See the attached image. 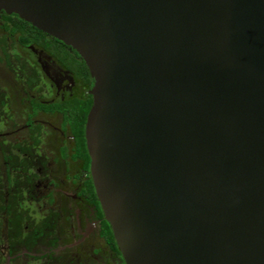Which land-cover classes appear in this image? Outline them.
<instances>
[{"label":"water","instance_id":"1","mask_svg":"<svg viewBox=\"0 0 264 264\" xmlns=\"http://www.w3.org/2000/svg\"><path fill=\"white\" fill-rule=\"evenodd\" d=\"M94 85L90 177L124 264H264V0H0Z\"/></svg>","mask_w":264,"mask_h":264},{"label":"trees","instance_id":"2","mask_svg":"<svg viewBox=\"0 0 264 264\" xmlns=\"http://www.w3.org/2000/svg\"><path fill=\"white\" fill-rule=\"evenodd\" d=\"M0 20L2 21L0 63L11 66L6 52L8 43L15 46L34 44L54 56L64 68L71 71L74 78L85 89L93 87L94 80L75 50L43 33L16 14L7 15L0 11ZM17 57L15 59H18L20 73L31 71L26 85L36 87V80L39 79L36 68L25 65ZM92 103L93 98L90 93L75 96L63 102L50 104L32 102L31 112L27 115L26 130L23 131L22 137L16 135V138L12 139H0V264H5L6 258L13 257L17 250L41 251L44 246L54 248L58 244L56 235L58 213L52 199L53 193L50 190L45 195H39L36 191V183L41 181V175L48 169L43 157L46 151L43 147L45 141L43 126L34 123L33 118L39 112L58 113L62 116V131H69L74 139L73 154L70 158L73 161H82V168L86 177L89 178L90 157L86 147L85 125ZM0 106H4V101L1 99ZM1 107L0 133L11 126L2 125L3 116H7L8 110ZM59 153L62 158H66L64 148H61ZM84 185L82 193L100 209L91 180L87 179ZM42 200L45 202L41 203ZM102 236L108 240L113 251L120 255L110 226L105 220Z\"/></svg>","mask_w":264,"mask_h":264},{"label":"flooded vegetation","instance_id":"3","mask_svg":"<svg viewBox=\"0 0 264 264\" xmlns=\"http://www.w3.org/2000/svg\"><path fill=\"white\" fill-rule=\"evenodd\" d=\"M3 13H5V12H3ZM7 15H11V14H7ZM1 25H2V21L0 20V26ZM6 52L9 56V61L11 63V66H7L5 63H0V66H2L1 68H3V70L6 71L7 76L9 75V77L11 78V83L10 84H4V83L0 82V99L2 101H4V106H2V107L0 106V107L8 110L7 116H3L4 122L2 123V125H6V127H7V125H11V126L9 128H6V130L1 131L0 139H3V138L12 139V138H16V135H19L20 137H22L23 131L26 130L27 115L31 112L30 106H31L32 102L50 104L52 102H63L67 99H70V98H66V99H62L61 101H59V100L54 98L55 97L53 95L54 94V92H53L54 91V89H53L54 84L51 80V76L42 67V64L33 58L36 54L38 56L41 55V56L47 58L56 67V70L58 72H61V73L65 74L66 76L70 77V79H72V83L74 84V86H79V87L85 88L84 86H82V84L79 81H77L74 78L71 71L64 68L54 58V56H52L47 51H45L44 49L40 48L37 45L29 44V45H25V46H21V45L15 46L14 44L8 43V46L6 48ZM15 57L19 58V60H21L22 63H24L25 65L32 66V67L36 68L37 74L39 77V79L36 80V83H37L36 87H30V86L28 87L26 85V81L28 80L27 77L31 75V71L27 70L25 73H20V70H19L20 66L18 65V59L16 60ZM68 83L70 84V81ZM16 87H18L22 93V96H23L22 101L26 102L28 104V109L21 113V120H19V121L16 118H14L15 114L13 113V111L15 110V108L13 106V100H12V95H11V92H12L11 90L13 88H16ZM91 89L86 88V90H87L86 93H90ZM73 97L74 96H72L71 98H73ZM51 98H52V101H48ZM46 115L61 117L59 123H57L58 126H57V129L55 132V138H58V140L61 141V143L58 147L57 154H56V152L50 150L49 146H48V143L51 142L49 137H50V135L52 136L53 132L51 130L50 131L48 130V128L45 126L44 120L41 119V117H40V116H46ZM33 122L41 124L43 126L44 138H45L43 147H45L44 150H46L44 152L43 157H44V160H46V162H47V169H48L46 173L41 175V177H42V179L40 177L41 181L39 180L36 183V191L39 193V195H45L50 190L53 193L52 199L54 200V205H56V210L58 213V217H57V225L58 226H57V231H56L58 244L54 248H51V246H44V247H42L41 251H37V250L35 251L33 248H32L33 250L31 252L28 251L27 249H22L21 251L17 250V252L14 254L13 257H11V258L7 257L6 258L7 260H6L5 264H15V263L17 264L18 260L20 258H22L23 264H43V263L44 264H52L53 261H51V260H53V259L55 261V264H57L56 261L60 260L62 258L61 256L64 255V254H62V251H63L62 249L64 248L65 245L62 242V238H61V235L59 233L60 232L59 228L61 227L62 222H64V220H66V219L68 220V217H70L69 214H70L71 209L69 207V209H66V211L64 212L62 207L58 205L59 202L58 203L56 202V197H57L56 190L58 187H60V183L53 178V173L55 172L54 170L57 166L59 159H62L64 161H68V158H70L71 155L73 154L74 139H73V136L70 134L69 131H67V132L62 131V129H61L62 116L58 113L48 114V113L39 112V114L33 118ZM19 127H22L23 131H19ZM9 134L12 135L11 138L8 137ZM67 140H69V142ZM61 148H64L66 150V155H67L66 158H62L60 156L59 150ZM69 149L72 150V152H71L72 154H70V155H68ZM55 158H57V160ZM77 161L81 162L82 174L81 175H74L71 179H73L72 182H74L76 185H79V190L76 192V194L74 196L76 198L73 197V194L67 195L69 197V201H70L69 203L70 204L68 203L66 205H68V206L72 205L71 203L73 202V200H74V203H78V202L82 201L83 203L87 204V206L91 210L89 213L91 214L93 219L90 217H89V219L92 221L94 220V222L98 226L97 231L95 230V235L97 236L99 241L104 243L105 248L107 250V253L109 252V254L110 253L112 254L111 256L109 255V257L106 256L107 259L105 261L104 260L101 261L100 264H109V262L113 261L114 257L120 262V264H124L122 257H121V254L119 255L115 251H113L108 240H106L102 236V228L104 226V220L105 219L103 217L98 199H97V202L99 204L100 209H98L96 203H94L91 199H88L87 197H85L84 194L82 193L84 188H85L84 182L87 179L91 180L90 168H89V178H88V177H86V173L84 172V170L82 168V161L76 160L73 162H77ZM75 176H78V177L75 179L74 178ZM95 195H96V193H95ZM78 199H79V201H77ZM44 202H45V200L44 201L42 200L41 203H44ZM100 213H101V216H100ZM87 230L90 233L93 231L92 228L87 229ZM70 245H72V246H70ZM66 246L70 247L69 249H73L74 243L66 244ZM102 259H103V257H102Z\"/></svg>","mask_w":264,"mask_h":264},{"label":"rangeland","instance_id":"4","mask_svg":"<svg viewBox=\"0 0 264 264\" xmlns=\"http://www.w3.org/2000/svg\"><path fill=\"white\" fill-rule=\"evenodd\" d=\"M33 58L36 61H39L42 64V67L51 76V80L54 84V91H52L54 92L53 95L55 96V99L61 101L62 99L71 98L72 96L75 97L86 94L87 90L85 88L74 86L72 79L63 73L58 72L56 67L47 58L41 55L38 56L37 54ZM1 67L2 66H0V82L10 84L11 78L9 75L7 76L6 71ZM69 81L70 84L68 83ZM11 91L13 106L15 108L13 111L15 114L14 118L19 121L21 120V113L28 109V104L22 101L23 96L18 87L13 88ZM48 101H52V98ZM40 117L44 120L45 126L48 130L53 132L52 136L50 135L49 137L52 143L49 142L48 146L50 150L56 152L57 154L61 141H59L58 138H55V132L58 126L57 123H59L61 117L49 115ZM19 131H23L22 127H19ZM8 137L11 138L12 135L9 134ZM67 141L69 142V140ZM71 152L72 150L69 149L68 155L72 154ZM54 171L53 178L60 183V187L56 190V202H59L58 205L62 207L64 212L66 209H69V207L71 209L69 214L70 217H68V220H64L59 228V233L65 246L62 249V254L64 255H62V258L56 262L57 264H100L101 261H105L107 257L112 254H109V252L107 253L104 243L99 241L95 235V230L97 231L98 226L94 220L92 221L89 219V217L93 219L89 213L91 210L87 204L82 201L74 203L73 200L71 203L72 205H66L70 202L67 195L73 194L74 197L76 192L79 190V185L72 182L73 179L71 178L74 175L82 174L81 162H73L70 158H68V161L59 159ZM77 201H79V199ZM90 228L93 230L91 233L87 230ZM70 243H74L73 249H69L70 247L66 246V244ZM51 261H53L52 264H55L54 259ZM17 264H23L22 258L18 260ZM109 264H120V262L114 257L113 261L109 262Z\"/></svg>","mask_w":264,"mask_h":264}]
</instances>
